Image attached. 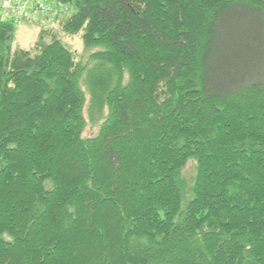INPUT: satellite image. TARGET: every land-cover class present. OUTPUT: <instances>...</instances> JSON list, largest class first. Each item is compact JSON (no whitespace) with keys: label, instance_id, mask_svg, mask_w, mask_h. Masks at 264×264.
Masks as SVG:
<instances>
[{"label":"trees","instance_id":"trees-1","mask_svg":"<svg viewBox=\"0 0 264 264\" xmlns=\"http://www.w3.org/2000/svg\"><path fill=\"white\" fill-rule=\"evenodd\" d=\"M37 1L29 49L0 16V264H264V0Z\"/></svg>","mask_w":264,"mask_h":264},{"label":"rangeland","instance_id":"rangeland-1","mask_svg":"<svg viewBox=\"0 0 264 264\" xmlns=\"http://www.w3.org/2000/svg\"><path fill=\"white\" fill-rule=\"evenodd\" d=\"M38 22H29V20L21 21L17 23V29L14 39V47L15 48H23V49H29L35 45V43L39 40V33L42 30V27H39ZM58 36L62 39V41L74 52H76V55L79 60L86 61L89 57V53L85 52L83 49L81 38L76 37H69L63 33H59ZM88 106H86L85 110V117L87 119V127L84 132L85 137L93 136L97 133L98 127L96 125H93L90 121V118L88 117ZM193 173V163L191 162L188 165L187 174L190 175Z\"/></svg>","mask_w":264,"mask_h":264},{"label":"built area","instance_id":"built-area-1","mask_svg":"<svg viewBox=\"0 0 264 264\" xmlns=\"http://www.w3.org/2000/svg\"><path fill=\"white\" fill-rule=\"evenodd\" d=\"M63 12H66V10L53 8L43 1L0 0V16L14 19L18 23L38 17H57Z\"/></svg>","mask_w":264,"mask_h":264},{"label":"crops","instance_id":"crops-1","mask_svg":"<svg viewBox=\"0 0 264 264\" xmlns=\"http://www.w3.org/2000/svg\"><path fill=\"white\" fill-rule=\"evenodd\" d=\"M34 25H36V26L38 25L39 27H42L43 26L41 22H38V24H34Z\"/></svg>","mask_w":264,"mask_h":264}]
</instances>
